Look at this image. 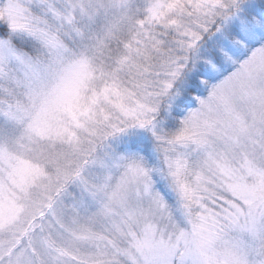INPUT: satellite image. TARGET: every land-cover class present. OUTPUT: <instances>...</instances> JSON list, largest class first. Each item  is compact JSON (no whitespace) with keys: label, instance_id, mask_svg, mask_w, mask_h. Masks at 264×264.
I'll return each instance as SVG.
<instances>
[{"label":"snow or ice","instance_id":"6c2138e0","mask_svg":"<svg viewBox=\"0 0 264 264\" xmlns=\"http://www.w3.org/2000/svg\"><path fill=\"white\" fill-rule=\"evenodd\" d=\"M0 264H264V0H0Z\"/></svg>","mask_w":264,"mask_h":264}]
</instances>
